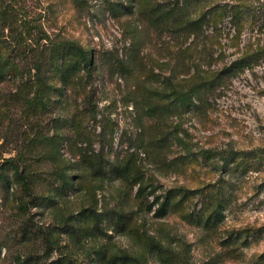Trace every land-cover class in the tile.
Here are the masks:
<instances>
[{
  "label": "rangeland",
  "instance_id": "374dc122",
  "mask_svg": "<svg viewBox=\"0 0 264 264\" xmlns=\"http://www.w3.org/2000/svg\"><path fill=\"white\" fill-rule=\"evenodd\" d=\"M262 47L264 0H0V264H264Z\"/></svg>",
  "mask_w": 264,
  "mask_h": 264
},
{
  "label": "trees",
  "instance_id": "16d2710c",
  "mask_svg": "<svg viewBox=\"0 0 264 264\" xmlns=\"http://www.w3.org/2000/svg\"><path fill=\"white\" fill-rule=\"evenodd\" d=\"M227 7V6H224ZM226 17L230 18L232 25L234 26V31H235V35L233 37V41H237L241 38L242 33H243V28H244V19L245 17L249 18V13L245 10H242L239 7H230V9H223V10H219L215 15H213L211 17V13L209 12V14H205L202 17H200L199 19H197L196 21L192 22L190 25H198V27L202 28L203 25V21L206 20H211L213 18V20L216 19V24L217 22H221L223 21ZM243 22V23H242ZM218 27V25H217ZM217 33L215 34V38H217L220 34H221V29H216L215 30ZM218 39V38H217ZM219 40V39H218ZM62 44L67 45L68 47L72 46V50H71V54L72 56L75 58V62L73 63L71 69H76L77 67L79 68V65L82 61H85L87 63V65H89L88 63V53L87 51H85L81 46L79 45H75V43L73 42H62ZM247 49L246 51L242 52V54L240 55L239 58H237L230 66L225 67L223 70L224 72L228 73L229 71H232L234 69L238 70L241 67H243V65L246 62H252L253 59H260L264 57V47L257 49V50H251ZM251 50V51H250ZM78 59H77V58ZM245 66V65H244ZM247 66V65H246ZM60 68H66L64 67V65H62ZM14 68H11L9 73L10 75L14 76ZM63 70V69H62ZM68 70V68H67ZM214 76V75H213ZM210 75V77H203L201 84L199 85H195L193 88H191L188 92H186V94H182V96L179 98L180 103L183 107H189L192 106L193 103V95L194 97L198 95V92L201 89H210L214 86L216 77H213ZM247 154V153H246ZM239 153H233V155H231L232 158H236V163H237V168H235V172L238 173L239 171V165H240V161H239ZM17 160L15 158H10L7 159L6 163L7 166L9 167H13L15 169V177L17 179V181L21 184L23 190L30 194L32 192V187L30 184V180L29 177L27 176L26 172L24 170H21V164L16 162ZM229 164V163H228ZM231 164V163H230ZM242 164V163H241ZM253 166V165H252ZM120 174H124V170H120L118 171ZM224 203H220V205L218 206V208L216 209V211L214 212V214L212 215V217L210 218V220H220V217H223V212H224ZM71 262L69 261L68 264H70Z\"/></svg>",
  "mask_w": 264,
  "mask_h": 264
}]
</instances>
